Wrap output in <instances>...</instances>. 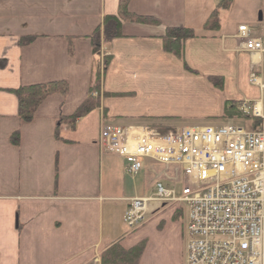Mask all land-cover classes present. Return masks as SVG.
Segmentation results:
<instances>
[{
    "label": "crops",
    "instance_id": "1",
    "mask_svg": "<svg viewBox=\"0 0 264 264\" xmlns=\"http://www.w3.org/2000/svg\"><path fill=\"white\" fill-rule=\"evenodd\" d=\"M222 1L131 0L130 13L161 25L125 22L124 37L95 56L88 37L118 15L120 0H0V264H102L114 246L142 247L136 264H185L182 207L164 205L129 232L125 211L142 198L130 181L141 172L129 174L127 161L98 142L103 119L133 137L165 135L226 125L237 104L261 97L249 78L264 73V56L247 51L245 41H264V0H232L218 10V25L207 27ZM167 27L196 34L182 59L163 50ZM104 54L101 97L89 98ZM210 78L221 80L220 90ZM51 82H66L67 93L48 97L33 121H21L11 91ZM87 101L94 109L69 124ZM199 120L205 124H189ZM155 166L147 170L157 184L165 171Z\"/></svg>",
    "mask_w": 264,
    "mask_h": 264
},
{
    "label": "built area",
    "instance_id": "2",
    "mask_svg": "<svg viewBox=\"0 0 264 264\" xmlns=\"http://www.w3.org/2000/svg\"><path fill=\"white\" fill-rule=\"evenodd\" d=\"M238 36H248L247 26ZM246 48L264 55L262 40L247 39ZM249 82L261 97L238 107L255 121L248 130L225 125L137 138L117 127L102 130L101 148L126 158L131 174L140 172L145 158L182 168L188 185L180 196L159 184L154 196L132 200L124 222L132 230L164 203L185 204L186 264H264V73Z\"/></svg>",
    "mask_w": 264,
    "mask_h": 264
},
{
    "label": "trees",
    "instance_id": "3",
    "mask_svg": "<svg viewBox=\"0 0 264 264\" xmlns=\"http://www.w3.org/2000/svg\"><path fill=\"white\" fill-rule=\"evenodd\" d=\"M131 0H120L118 15L106 16L101 26H99L92 35L88 37L91 42L94 55L98 56L101 53L102 46L110 44L113 40L124 37L123 34V23H135L147 26H160L161 22L149 16H136L129 12V2ZM232 0H223L218 5L209 22L206 24L207 27L212 28L217 26L218 21V10L228 9L231 5ZM196 37L195 32L189 28L181 27H167L164 35L161 37L163 42V50L166 53L172 54L179 59L183 58L185 43ZM30 39H25L21 42L22 45L29 43ZM98 65L94 75V83L90 88L89 98H92L91 94L93 91H99L101 78L103 73L108 66L109 59L107 56L104 57V69L100 71V59L98 58ZM212 86L220 90L221 80L219 78L209 79ZM68 91L66 82H51L49 84H38L31 86H22L18 89L12 90L18 100V116L21 121L29 123L36 117L38 108L43 102L54 94L65 95ZM94 109V105L87 101L81 108L71 117L66 118L69 124H75L76 121L88 114ZM63 119V118H62ZM65 119L61 120L64 121ZM13 142H18V135H13ZM142 247L134 248L131 251L125 252L118 246L112 247L109 252L103 255L102 264H136L140 258Z\"/></svg>",
    "mask_w": 264,
    "mask_h": 264
},
{
    "label": "rangeland",
    "instance_id": "4",
    "mask_svg": "<svg viewBox=\"0 0 264 264\" xmlns=\"http://www.w3.org/2000/svg\"><path fill=\"white\" fill-rule=\"evenodd\" d=\"M243 6H244V2H243V4H240V8H242ZM234 10H237V7H235ZM234 115H235L234 120L226 122L225 124L244 127L246 130H248L250 127V122H252V121L240 117V114L237 112H235ZM189 124H191V125L199 124L200 125V124H205V122L203 120H199L197 122H193V123H189ZM151 163L156 164L155 170L157 172H161V171L164 172L165 171L164 172L165 174H163V176L160 177L161 179H159V181L165 187L175 189L176 192L178 194H180L182 187L184 185H188L187 179L185 177H183V175L181 173L175 172L174 168H176L177 166L170 165V166H168V168H166L165 165L158 164V163H155L154 161L145 159L143 161L144 168L141 171V173L130 181L131 183H133V187L138 192V195L140 197L152 196V194L156 192V182L158 180H154V176L152 175V173H149L147 170L148 165ZM177 168H179V167H177ZM167 177H171L170 181L167 180ZM178 177L182 178L183 181H181V182L176 181V178H178ZM179 207H182V210H183V217H181V220L183 222H186V219L188 217V210L182 204L179 205Z\"/></svg>",
    "mask_w": 264,
    "mask_h": 264
}]
</instances>
